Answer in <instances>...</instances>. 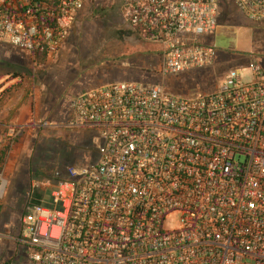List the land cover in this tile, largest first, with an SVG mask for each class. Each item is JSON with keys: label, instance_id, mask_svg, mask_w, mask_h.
Returning <instances> with one entry per match:
<instances>
[{"label": "built area", "instance_id": "obj_1", "mask_svg": "<svg viewBox=\"0 0 264 264\" xmlns=\"http://www.w3.org/2000/svg\"><path fill=\"white\" fill-rule=\"evenodd\" d=\"M90 2L0 0V44L34 65L54 57ZM224 2L264 27V0H122L120 13L158 44L165 78L212 66ZM248 69L250 81L230 68L188 95L132 79L76 93L64 125L100 142L93 160L53 170L19 217L28 264H264V67ZM29 127L10 128V145Z\"/></svg>", "mask_w": 264, "mask_h": 264}, {"label": "rangeland", "instance_id": "obj_2", "mask_svg": "<svg viewBox=\"0 0 264 264\" xmlns=\"http://www.w3.org/2000/svg\"><path fill=\"white\" fill-rule=\"evenodd\" d=\"M121 2L91 0L61 51L35 65L25 51L0 44V174L6 179L0 196V264H28L26 248L16 241L19 217L31 200L47 195L51 172L95 157L99 136L64 125L76 93L126 77L161 83L173 93L188 95L215 88L230 68H239L240 77L250 81L249 63L264 67V27L224 2L211 36L212 66L163 78L155 73L158 44L132 33L122 19ZM30 121L34 127L26 128L10 145L8 130ZM176 219L177 215L171 217L169 228Z\"/></svg>", "mask_w": 264, "mask_h": 264}, {"label": "crops", "instance_id": "obj_3", "mask_svg": "<svg viewBox=\"0 0 264 264\" xmlns=\"http://www.w3.org/2000/svg\"><path fill=\"white\" fill-rule=\"evenodd\" d=\"M247 20H248V19H247ZM250 22H251V21H250ZM122 79H123V80H125V79L128 80V79H131V78H126V77H125V78H122ZM22 108H23V105H22L21 108H20V109H21V112H22ZM21 116H22V114H20V117H21Z\"/></svg>", "mask_w": 264, "mask_h": 264}]
</instances>
